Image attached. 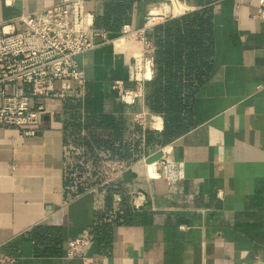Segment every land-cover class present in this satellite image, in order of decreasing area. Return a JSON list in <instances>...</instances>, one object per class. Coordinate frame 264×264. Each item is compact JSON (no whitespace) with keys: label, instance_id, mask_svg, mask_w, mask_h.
<instances>
[{"label":"crops","instance_id":"0c3cea01","mask_svg":"<svg viewBox=\"0 0 264 264\" xmlns=\"http://www.w3.org/2000/svg\"><path fill=\"white\" fill-rule=\"evenodd\" d=\"M58 1L0 0V23L23 29L20 15ZM179 1L212 15V70L191 100L193 124L152 144L149 130L162 131L134 120L135 113L153 112L146 93L127 104L113 88L115 79L133 77L128 51L108 42L78 55L87 78L81 100L96 113L119 117L124 145L132 150L137 140L140 156L113 183L101 184L103 158L96 170L85 145L68 136L76 116L68 106L72 97L56 100L59 108L44 116L36 135L0 127V252L16 257L4 264H84L82 256H67L75 237L90 238L86 255L93 264H264V93L258 90L264 85V20L254 17L257 0ZM84 3L94 18L105 12L106 0ZM168 3L136 0L125 23L142 27L149 10ZM111 133L95 130L99 141H114ZM165 145L172 147L174 181L149 178L144 165V158L159 159ZM95 148L101 157L111 154ZM76 164L81 172L69 185ZM79 185L84 189L76 193ZM137 192L140 207L132 202ZM39 233L57 242L36 240Z\"/></svg>","mask_w":264,"mask_h":264},{"label":"built area","instance_id":"2783aa9c","mask_svg":"<svg viewBox=\"0 0 264 264\" xmlns=\"http://www.w3.org/2000/svg\"><path fill=\"white\" fill-rule=\"evenodd\" d=\"M194 10L182 1L170 0L162 9L149 10L142 27L133 28L125 23L118 34H112L107 29L94 28V14L86 10L84 0H60L42 10L20 15L18 20L25 25L23 29H17L12 21L0 23V127L19 128L22 136L36 135L44 116L59 108L56 100L83 99L87 78L77 56L108 42L122 40L120 44L128 51L133 77L129 81L115 79L113 88L124 103L136 104L145 97L146 82L154 76L155 45L148 32ZM254 17L264 20V0H257ZM258 90L264 93V85ZM134 120L142 127L158 131L164 128L160 113L138 112ZM160 151L159 159H143L148 177L178 179L172 147L165 145ZM133 165L121 158L102 159L101 184L113 183ZM132 202L136 207L143 204L141 192L134 194ZM90 242L88 237L70 239L67 256L79 255L84 264H93V258L86 255ZM15 258L0 252V264Z\"/></svg>","mask_w":264,"mask_h":264},{"label":"trees","instance_id":"16d2710c","mask_svg":"<svg viewBox=\"0 0 264 264\" xmlns=\"http://www.w3.org/2000/svg\"><path fill=\"white\" fill-rule=\"evenodd\" d=\"M135 1L106 0L104 14L94 18V28L120 32L123 24L129 19L131 6ZM148 36L155 45V64L154 76L146 82L147 103L153 112L160 113L164 117L162 132L157 134L149 130L148 137L152 144H164L186 132L193 124L190 114L191 100L198 88L210 76L212 64L209 59L213 55L214 42L211 11L205 9L172 18L157 25L148 32ZM69 101L68 106L75 109L76 116L69 123L71 131L68 136L72 137L74 142L85 145L87 153L94 158L96 170L99 169L98 159L101 158L117 157L131 163L140 156L137 140L132 150L124 145L122 138L125 130L119 117L96 113L92 111V106L91 109L89 108L87 101L81 99L72 98ZM82 107L87 111L84 118L82 110L80 111ZM82 128H86L89 135H81ZM102 128L111 129L114 141L98 140L95 130L100 131ZM95 144L100 148L98 150L111 154L99 156ZM80 169V165L77 164L71 167L67 178L69 185L74 183L76 180L74 173L79 174ZM83 189L79 185L76 193H80ZM110 197L108 196V200ZM48 237L44 233L34 235L36 240L43 242L47 241ZM52 240L57 242L56 238H49L47 243Z\"/></svg>","mask_w":264,"mask_h":264},{"label":"rangeland","instance_id":"374dc122","mask_svg":"<svg viewBox=\"0 0 264 264\" xmlns=\"http://www.w3.org/2000/svg\"><path fill=\"white\" fill-rule=\"evenodd\" d=\"M170 6V10L172 11V9H173V7L171 6V5H169ZM117 44H118V47L119 48H121L122 50L124 49V50H126L125 48H124V45H122V44H120V42H116ZM123 43V42H122ZM124 44V43H123ZM121 45V46H120Z\"/></svg>","mask_w":264,"mask_h":264},{"label":"bare ground","instance_id":"6f19581e","mask_svg":"<svg viewBox=\"0 0 264 264\" xmlns=\"http://www.w3.org/2000/svg\"><path fill=\"white\" fill-rule=\"evenodd\" d=\"M175 1H177V0H175ZM122 40H120L119 42H121Z\"/></svg>","mask_w":264,"mask_h":264}]
</instances>
